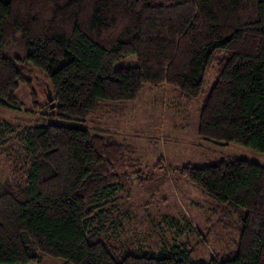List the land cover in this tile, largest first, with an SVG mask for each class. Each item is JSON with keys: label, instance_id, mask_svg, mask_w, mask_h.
I'll return each instance as SVG.
<instances>
[{"label": "trees", "instance_id": "1", "mask_svg": "<svg viewBox=\"0 0 264 264\" xmlns=\"http://www.w3.org/2000/svg\"><path fill=\"white\" fill-rule=\"evenodd\" d=\"M130 57L136 66L115 69ZM32 68L53 102L41 101ZM211 73L201 140L264 153V0H0V105L20 109L24 86L41 111L28 127L0 119L8 173L0 172V264L42 256L63 264H202L185 248L134 255L118 247L122 180L148 181L140 160L108 137L43 117L102 119L110 103L135 102L145 86L195 100ZM159 167L239 215V241L208 264H264V167L237 157Z\"/></svg>", "mask_w": 264, "mask_h": 264}, {"label": "rangeland", "instance_id": "2", "mask_svg": "<svg viewBox=\"0 0 264 264\" xmlns=\"http://www.w3.org/2000/svg\"><path fill=\"white\" fill-rule=\"evenodd\" d=\"M135 57L118 62L115 69L134 67ZM30 78L36 84L42 102L48 100L50 87L36 69ZM215 74L207 77L203 95L195 100L180 99L179 90L170 86H145L139 99L128 103H110L108 115L84 122H64L85 128L93 134L130 147L140 160L148 181L140 184L125 177L120 200L124 230L113 239L129 253L160 254L173 248H185L191 262L208 264L221 257L239 241V215L211 198L171 169L185 166L206 167L229 157L243 158L264 167V153L235 143H208L198 135L201 108L215 83ZM18 97L22 107L10 110L0 105V119L20 127L34 125L40 112L32 107L29 91L21 86ZM162 165V164H161ZM0 157V172L8 175ZM159 167V168H158ZM125 220V221H124ZM116 237V236H115ZM31 264H63L60 259L42 256Z\"/></svg>", "mask_w": 264, "mask_h": 264}, {"label": "water", "instance_id": "3", "mask_svg": "<svg viewBox=\"0 0 264 264\" xmlns=\"http://www.w3.org/2000/svg\"><path fill=\"white\" fill-rule=\"evenodd\" d=\"M48 99H49V102H50V103L53 102V96H52V93L49 94ZM51 108H55V105H52Z\"/></svg>", "mask_w": 264, "mask_h": 264}]
</instances>
